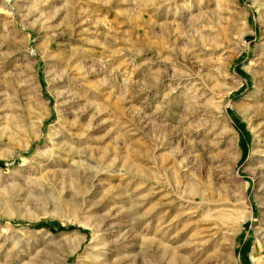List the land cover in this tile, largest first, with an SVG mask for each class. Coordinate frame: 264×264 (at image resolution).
<instances>
[{
  "label": "rangeland",
  "instance_id": "1",
  "mask_svg": "<svg viewBox=\"0 0 264 264\" xmlns=\"http://www.w3.org/2000/svg\"><path fill=\"white\" fill-rule=\"evenodd\" d=\"M263 71L264 0H0V264H264Z\"/></svg>",
  "mask_w": 264,
  "mask_h": 264
},
{
  "label": "bare ground",
  "instance_id": "2",
  "mask_svg": "<svg viewBox=\"0 0 264 264\" xmlns=\"http://www.w3.org/2000/svg\"><path fill=\"white\" fill-rule=\"evenodd\" d=\"M242 108H244V107H242ZM46 117H48V115H43V116L40 117V119H39V125L43 122V120ZM224 137H226V139L228 140V146H229V148H227V149L225 148L221 154H222L223 157L228 158V157H230L233 154L232 150L230 151V147H233L234 142L232 140L231 134L228 131H225L224 132ZM260 160L263 162V159H260ZM188 186H189L188 187V192L186 193V196L184 197V200H185L184 202L186 203V212H184L182 214V216H180V217H182V219L179 218L180 219V221H179L180 223H183V222L185 224L186 223H190L191 222L190 221L191 220L190 218H192L193 215L196 214V211H202V210H205L206 209L207 212H212V215L215 214V213L217 214V212L219 211V210H217V208L220 207V206H218V205L215 204L214 195L212 194V191H209V190H207L204 187H198L195 182L188 183ZM220 189L221 190H219V192L222 193L223 196L225 197V201L224 202H227V204L230 203V205L232 207L235 206L234 202H237L238 200L242 199V191H243V188L241 186L239 187V191H241V193L238 196V199H235L234 198L233 200H231V198L229 197V195H230V192H232V191L234 192V189H232V191H231L229 185L228 186H222ZM162 220H164V219H162ZM163 224L160 223V226H162ZM187 227H188V225H184L183 226V229L185 230ZM166 239H167V236H166L165 233H163V235H162V241L158 242V246L161 249H163V252H164V250H166V245H164V242H165ZM257 243L258 242L255 241V246H253V248H252V254H251L252 256L258 251V244ZM100 253H101L102 257L105 258L104 257L105 256V251L104 252L102 251Z\"/></svg>",
  "mask_w": 264,
  "mask_h": 264
},
{
  "label": "trees",
  "instance_id": "3",
  "mask_svg": "<svg viewBox=\"0 0 264 264\" xmlns=\"http://www.w3.org/2000/svg\"><path fill=\"white\" fill-rule=\"evenodd\" d=\"M245 143H246V142H245ZM246 144H247V143H246ZM0 165H1V164H0ZM41 227H45V226H42V225H41Z\"/></svg>",
  "mask_w": 264,
  "mask_h": 264
}]
</instances>
